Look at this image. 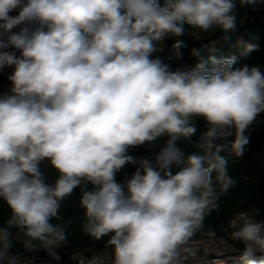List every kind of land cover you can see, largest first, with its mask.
I'll use <instances>...</instances> for the list:
<instances>
[{"label": "clouds", "instance_id": "clouds-1", "mask_svg": "<svg viewBox=\"0 0 264 264\" xmlns=\"http://www.w3.org/2000/svg\"><path fill=\"white\" fill-rule=\"evenodd\" d=\"M233 9L232 0H0V71L12 69L0 93V201L9 210L0 264H26L23 253L37 250L59 261L61 209L77 188L83 231L108 237L114 264H179L191 251L237 184L221 153L244 155L245 133L264 113V68L218 57L216 42L175 69L152 53L183 36L185 23L229 41ZM258 48L240 42L239 56ZM198 119L207 130L186 153ZM145 144L152 156L129 154ZM126 165L135 171L118 181ZM233 229L238 260L264 264V220L241 215Z\"/></svg>", "mask_w": 264, "mask_h": 264}, {"label": "trees", "instance_id": "trees-1", "mask_svg": "<svg viewBox=\"0 0 264 264\" xmlns=\"http://www.w3.org/2000/svg\"><path fill=\"white\" fill-rule=\"evenodd\" d=\"M232 2L234 3L233 11L237 18V27L235 31L229 33V41H221L223 33L219 28L201 32L185 23L184 35L180 37L169 36L163 42H157V51L152 53V58L159 57L163 63L172 69L182 65L190 66L193 63L191 56L193 48H201L216 42L218 47L216 55L218 57L237 55L238 60L235 66L258 63L264 68V0H257L256 3H249L247 0H232ZM158 3L164 7L166 0H158ZM17 13L18 10L10 14L16 15ZM18 30V28L14 29V31ZM177 41L182 42L179 49L173 47ZM240 42L257 44L259 46L258 51L252 52L247 57H241L239 56ZM11 71V68L0 71V93L6 92L10 87L7 76ZM196 126L198 131L192 137L191 142L181 144L186 153L198 151L195 144L207 130V125L203 119H198ZM245 135L249 137V143L242 157L235 156L230 147L229 150L221 153L226 158L229 174L237 181L236 186L220 198L219 208L206 217L203 229L191 238V240H207L210 237L224 238L235 250L233 255L236 256L243 249V243L232 240L231 233L234 229L230 227V221L241 212H246L257 220H262L264 217V113L257 117ZM234 138V134L228 138L229 144ZM129 154L137 158L153 155L147 144L129 149ZM41 167L48 176V182L52 183L56 178V172L48 168L46 164ZM134 171L135 166L126 165L117 173L116 179L121 181ZM215 176L216 172L213 171V179ZM79 195L80 190L77 188L73 196L64 202L61 209L62 222L66 224L68 240L56 250L59 257L62 260L71 255L87 257L111 255L114 257L112 248L107 244L108 237L96 240L83 231V209L79 206ZM8 216L7 206L0 201V223H3ZM17 250H20L19 245H17ZM40 253L41 250L31 253L25 252L22 259L38 258ZM215 256L213 252L210 255L211 258ZM260 256H264V253ZM220 264H242V262L236 257V259L227 260Z\"/></svg>", "mask_w": 264, "mask_h": 264}, {"label": "built area", "instance_id": "built-area-1", "mask_svg": "<svg viewBox=\"0 0 264 264\" xmlns=\"http://www.w3.org/2000/svg\"><path fill=\"white\" fill-rule=\"evenodd\" d=\"M241 215L250 216L246 212H241L236 215L231 221H236L237 218ZM262 220H264V217ZM186 247L191 249V251L182 252L179 264H220L221 262H224L226 260L225 258H227H222L219 256L211 258L210 255L212 253V250L210 248V245L207 243V240L205 239L190 240ZM261 254L262 253H257L258 256H260ZM23 260L26 262V264H114V257H112L111 255H94L92 257L71 255L66 257L64 260L60 258V260L57 261L49 256V254L45 250H41L40 256L38 258Z\"/></svg>", "mask_w": 264, "mask_h": 264}, {"label": "rangeland", "instance_id": "rangeland-1", "mask_svg": "<svg viewBox=\"0 0 264 264\" xmlns=\"http://www.w3.org/2000/svg\"><path fill=\"white\" fill-rule=\"evenodd\" d=\"M230 227L233 228V221H230ZM207 243L210 245L212 252L219 257L225 258L227 260L236 259L235 250L229 245V243L224 238L210 237L207 239ZM223 263V262H221Z\"/></svg>", "mask_w": 264, "mask_h": 264}]
</instances>
